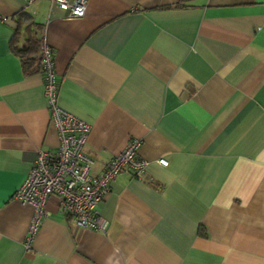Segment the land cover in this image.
<instances>
[{"label": "crops", "instance_id": "crops-1", "mask_svg": "<svg viewBox=\"0 0 264 264\" xmlns=\"http://www.w3.org/2000/svg\"><path fill=\"white\" fill-rule=\"evenodd\" d=\"M85 1L83 18L34 7L59 105L91 126L94 175L133 139L146 175L112 182L105 233L51 198L27 249L34 208L14 195L60 140L44 74L10 47L30 9L0 0V264H264V0Z\"/></svg>", "mask_w": 264, "mask_h": 264}, {"label": "built area", "instance_id": "built-area-1", "mask_svg": "<svg viewBox=\"0 0 264 264\" xmlns=\"http://www.w3.org/2000/svg\"><path fill=\"white\" fill-rule=\"evenodd\" d=\"M34 16L39 0H24ZM53 7L69 12L71 18H83L88 4L85 0H50ZM41 33L40 56L45 77V97L60 145L56 152L40 150L30 173L14 197L34 208L26 247L30 249L43 222L46 206L51 198L59 199L64 213L76 219L77 227L105 233L107 221L97 211V206L109 194L111 184L122 173H133L138 180L146 175L149 163L139 157L143 141L133 139L125 150L115 156L100 175H94V160L84 152L91 126L59 105V84L52 51ZM159 164L167 167L168 161Z\"/></svg>", "mask_w": 264, "mask_h": 264}, {"label": "trees", "instance_id": "trees-1", "mask_svg": "<svg viewBox=\"0 0 264 264\" xmlns=\"http://www.w3.org/2000/svg\"><path fill=\"white\" fill-rule=\"evenodd\" d=\"M14 22L16 30L10 43L12 53L20 59L25 75L42 73L40 47L44 26L34 20L29 10L17 13Z\"/></svg>", "mask_w": 264, "mask_h": 264}]
</instances>
